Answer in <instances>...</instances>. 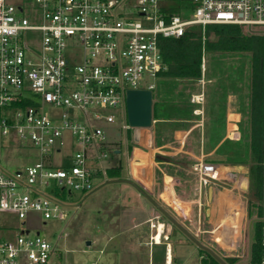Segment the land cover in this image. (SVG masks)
I'll list each match as a JSON object with an SVG mask.
<instances>
[{
	"label": "built area",
	"instance_id": "1",
	"mask_svg": "<svg viewBox=\"0 0 264 264\" xmlns=\"http://www.w3.org/2000/svg\"><path fill=\"white\" fill-rule=\"evenodd\" d=\"M188 2L189 10L175 12L173 0H0V133L30 141L39 154L13 174L0 168V210L23 219L13 239L0 238V264H48L53 247L38 230L30 235L26 220L30 213L57 218L59 205L39 186L52 180L50 192L85 193L105 174L102 161L117 142L110 135L120 131L95 122H115L107 109L123 105L125 112L127 89L152 91L151 79L165 68L159 37H182L194 24L264 26V0ZM202 99V92L192 96ZM121 128L134 130L126 115ZM65 131L77 151L72 143L63 149ZM191 172L200 188L217 174L203 159Z\"/></svg>",
	"mask_w": 264,
	"mask_h": 264
},
{
	"label": "rangeland",
	"instance_id": "2",
	"mask_svg": "<svg viewBox=\"0 0 264 264\" xmlns=\"http://www.w3.org/2000/svg\"><path fill=\"white\" fill-rule=\"evenodd\" d=\"M173 4L181 6L176 0L173 1ZM244 29L249 32H264V26H244ZM202 56L204 58V71L202 73L200 65L199 78L180 79L157 76L151 79L154 83L152 109L160 116L176 114L191 116L192 107H200L202 110L204 107L206 148H209L218 140H221V143L213 159H203L207 163L216 165L217 174L215 178H210L207 184L202 186L201 214L204 216L203 210L208 206L205 199L206 189L211 185L216 187L217 192L220 194H235L240 198L242 200L243 217H239L236 224L237 229L234 235L231 234L232 246L234 247L219 244L216 241L217 230L214 233L211 231L209 233L206 223L205 225L202 223L203 218L197 226L201 230L197 231L196 227L190 225L193 231L190 232L223 258L234 256L237 259L234 264H244L248 259L254 222L252 217L255 215L254 209L251 212L248 209V214L245 212L251 193L248 177L246 179L245 176L248 171L244 167L242 168V166H248L249 164L250 56L248 53L227 52H210ZM199 92H202L203 102L195 103V101H191L192 94ZM227 106L231 110L239 111L242 115L239 129L241 134L242 131H245L243 132L245 137L241 136L240 140L222 139L225 133ZM98 108L99 106H95V109L98 110ZM106 111L116 116L115 122L108 123L100 120L95 123L112 133L120 131L119 137L110 135V138L117 140L115 143H110L114 146L119 144L118 147L121 148V154L117 158L121 164L122 177L125 178L128 175L127 171L131 166L132 158H134L145 166L150 175L151 165L153 164L158 165L156 166L157 177L160 176V173L162 175L164 170L180 173L191 183L192 196L197 194L195 188L198 182L197 177L191 172V165L196 161L194 155L187 153L163 155L156 152L151 158V152H155L153 148L148 149L140 146L143 150L150 151L149 153L144 152L138 148V144L132 141L131 136L127 135V131L121 128L122 123L125 121L123 105ZM152 125L153 122L150 127ZM63 137L65 140L64 150L71 147L70 143H72V152L79 149L68 131L64 132ZM130 145L137 146L134 148L133 155ZM225 149L226 152L230 150L232 153L229 154V158L222 153ZM158 155L175 165L161 163ZM113 156L102 161L103 167L114 163ZM235 158L240 160L224 161L234 160ZM38 159L37 147L31 144L30 141L20 139L12 132H8L6 135L0 133V168L4 172L13 174L17 170H23L25 166ZM104 177L100 175L93 177L94 186L85 193L78 190H71L69 193L67 189L61 190L60 187L54 188V191L50 192V189L54 187L52 180H50L48 186H39L41 190L45 193L48 192L53 199L57 200L59 205V216L57 218L43 220L36 213H30L26 220L31 228L30 235L35 234L38 230L52 245L53 251L48 264H89L91 262L96 264H148V262L150 264H162L164 259L163 245H145L142 246L141 251L135 242L131 241L132 234L125 233L120 238L114 236L117 222H122V226L125 224V217L119 215V210L121 213H123V210L127 212L140 204L148 205L147 209L150 214L156 215L157 219L164 222L169 236V243L172 246V264H199V260L203 255H201L197 245L182 231L168 222L133 185L124 181L106 183ZM154 194L156 196V193ZM137 211L140 212L141 210ZM143 211L146 212V209ZM115 212L122 220L114 218ZM115 220L116 222H114ZM22 221L23 219L18 218L12 211L0 210V238L13 239L22 229ZM87 241L90 244L87 245ZM21 264L25 263L21 262Z\"/></svg>",
	"mask_w": 264,
	"mask_h": 264
},
{
	"label": "crops",
	"instance_id": "3",
	"mask_svg": "<svg viewBox=\"0 0 264 264\" xmlns=\"http://www.w3.org/2000/svg\"><path fill=\"white\" fill-rule=\"evenodd\" d=\"M199 93H194L192 94V96L197 95ZM203 100L204 99H202V102ZM195 107L196 106L191 108V116H187L186 114H178V115L176 114L170 116L156 115V118H153L152 115V122H153L152 127L140 128L146 130V139L144 144L137 141L136 144L139 145L138 148H140L141 150H143V148L140 146H143L144 148H148V149L153 148V151L155 152L153 153L151 152V158H153V155L156 152L157 153L159 152V154H163V155H178V154L187 153L190 155H194L196 157V160L204 159V158L213 159V156L218 152V148L220 147L221 140L214 142L212 146L206 148L207 146L205 144L206 131H205V117H204L205 114L203 112L204 107L203 110L200 107L199 108L198 107L195 108ZM241 116L242 115L239 111L231 110L230 107L227 106L225 133L223 134L222 139H227L230 141H236L237 139L240 140V137L243 136V132H245L242 131L241 134V131L239 129V125H240L239 122L241 121L242 118ZM131 132L132 134L131 133L130 134L132 139L134 130ZM246 133H247V126H246ZM243 137H245V135ZM110 142L112 143V140ZM118 145L114 146L116 147L114 150V154L110 153L109 156L107 157V158L110 157L112 158V155H114L113 156L114 163L109 164L105 168L120 163L117 157L120 156L121 154V148L118 147ZM135 147L137 146H131L132 155ZM143 151L147 153L150 152L149 150L147 151L143 150ZM222 153L224 156H227L228 158H229V154H232L230 150L226 152V149ZM158 156H159V160H161L160 161L161 163L170 164V165L173 164L172 162L165 160L166 158L161 157L160 155ZM239 160L240 159L237 160L235 158L234 160L228 159L224 161H239ZM174 165L175 164H173V166ZM156 166L158 165H154V164L151 165V175L147 179L144 178L141 179L135 177L130 166V168L127 171L128 175H126L125 178L130 177L129 179H132L136 183H139V185L147 193H149V195L153 199H155L164 209H166L170 214H172L189 231H192L190 225L196 227L197 231L201 230L198 229L199 227L197 226H199L200 220L203 218L202 223H204V225L206 223V227H208L207 230L209 233L210 231L214 233L217 230L218 237L216 235V241L219 244L221 243L224 244L220 238V233H223V235L232 238L231 234L234 235V232L237 229L236 224L238 222L239 217L240 218L243 217L242 200L240 198H238L235 194H229V193L228 194L226 193L224 195L220 194L217 192L216 187L210 185L212 187L211 197L210 198L208 197V188H209L208 186L206 189V197H205L206 201L208 202V206L203 210L204 216H202L200 210L201 202H202L201 201L202 187L200 188L198 182L197 185L195 186V188L197 189L196 191L197 194H194V196H192L191 183H189L188 180H186L180 173L172 172L170 170L169 171L164 170L162 171L163 174L161 175L160 173V176L157 177ZM243 167L248 171V166H242V168ZM100 175L102 177L105 176L104 179L106 183L112 182V181H108L110 179L107 178L106 174H100ZM245 176L247 179L248 172L245 174ZM120 178H124V177H120ZM154 193H156V196ZM151 206L153 205L151 204ZM143 208L146 209V212L143 211L144 210ZM147 208L148 205L140 204L138 207L131 208L127 212L126 210H123V213H121V211L119 210V215L121 217H125V224L122 226V222L121 223L120 221L119 223L117 222L116 228L114 229V236L116 238L117 237L120 238V236L125 233L132 234L131 241L135 242V244L137 245L138 248H140V250L142 249V246L145 245H151V244L163 245L164 247L163 263L166 259H169L170 264H172V246L171 243H169V236L167 234L168 232L167 229L165 228V224L163 221L157 219L156 215H151ZM137 210H141V211L139 212ZM245 212L248 214V206ZM119 215L117 214V212H115L114 218H116L117 220H122V218ZM228 215L234 216L235 221L224 224L223 221L224 219L227 218ZM252 219L253 220L255 219V215L254 217H252ZM114 222H116V220ZM158 222H162L163 230L160 233L161 236L159 237V241H156L154 235L157 233L156 227ZM252 238H253V232L251 236V241ZM226 241H228V239H226ZM230 247H234V246H230ZM148 264L150 263L148 262Z\"/></svg>",
	"mask_w": 264,
	"mask_h": 264
},
{
	"label": "trees",
	"instance_id": "4",
	"mask_svg": "<svg viewBox=\"0 0 264 264\" xmlns=\"http://www.w3.org/2000/svg\"><path fill=\"white\" fill-rule=\"evenodd\" d=\"M176 1L181 6L172 7L171 11L191 8L188 0ZM158 44L165 64L158 76L180 79L199 78L201 57L206 53H248L250 56L248 180L251 196L248 209L249 212L254 209L255 219L248 259L244 264H264V32L245 31L244 25L235 23L194 24L184 36L159 37ZM152 115L156 118L154 109ZM127 135L130 136V131ZM131 170L137 178L150 176L145 166L134 158ZM105 174L108 179L122 177L121 164L106 168ZM198 250L203 255L199 264H220L206 251L199 247ZM223 259L228 264L237 260L234 256Z\"/></svg>",
	"mask_w": 264,
	"mask_h": 264
},
{
	"label": "water",
	"instance_id": "5",
	"mask_svg": "<svg viewBox=\"0 0 264 264\" xmlns=\"http://www.w3.org/2000/svg\"><path fill=\"white\" fill-rule=\"evenodd\" d=\"M125 115L127 123L134 128L132 140L137 143L138 133L136 129L148 128L152 124V91L150 89L138 88L127 89L125 92ZM124 181L133 185L149 202L167 219L177 227L184 235H186L200 249L206 251L213 256L220 264H228L222 256H220L211 247L202 243L196 238L182 223H180L172 214L164 209L149 193H147L138 183L129 178H114L108 181ZM212 187L208 188V197H211ZM90 242L87 241V245Z\"/></svg>",
	"mask_w": 264,
	"mask_h": 264
},
{
	"label": "bare ground",
	"instance_id": "6",
	"mask_svg": "<svg viewBox=\"0 0 264 264\" xmlns=\"http://www.w3.org/2000/svg\"><path fill=\"white\" fill-rule=\"evenodd\" d=\"M136 132L138 133V141L140 143H145V139H146V130L144 129H136ZM232 221H235V217L232 216V215H228L226 219H224V224L228 223V222H232ZM157 233L154 235V238L156 241H159V237L161 236V231L163 230V224L162 222H158L157 223ZM219 231V230H218ZM220 236H221V240L223 241L224 244L226 245H230L232 244V238H229V236H225L223 235V233H220ZM226 239H228L227 243H226ZM154 240V241H155ZM232 246V245H230Z\"/></svg>",
	"mask_w": 264,
	"mask_h": 264
}]
</instances>
